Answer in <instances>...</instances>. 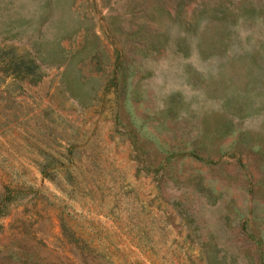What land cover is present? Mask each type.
Returning <instances> with one entry per match:
<instances>
[{
    "label": "rangeland",
    "instance_id": "rangeland-1",
    "mask_svg": "<svg viewBox=\"0 0 264 264\" xmlns=\"http://www.w3.org/2000/svg\"><path fill=\"white\" fill-rule=\"evenodd\" d=\"M0 264H264V0H0Z\"/></svg>",
    "mask_w": 264,
    "mask_h": 264
}]
</instances>
